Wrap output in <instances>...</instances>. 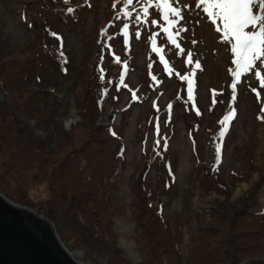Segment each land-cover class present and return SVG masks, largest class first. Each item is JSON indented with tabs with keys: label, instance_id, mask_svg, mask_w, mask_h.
Segmentation results:
<instances>
[{
	"label": "rangeland",
	"instance_id": "374dc122",
	"mask_svg": "<svg viewBox=\"0 0 264 264\" xmlns=\"http://www.w3.org/2000/svg\"><path fill=\"white\" fill-rule=\"evenodd\" d=\"M64 1L0 0V192L49 217L84 264H264V214L256 215L264 212V88L256 69L235 81L231 46L198 0L174 2L183 19L172 26L158 0L127 8L124 0ZM71 2L75 10L60 14ZM177 28L187 31L176 35ZM51 30L66 50L62 67L42 54ZM94 67L104 70L106 88L114 84L101 112ZM233 108L235 118L222 125ZM111 123L126 143L123 158L104 131ZM214 138L220 167L210 176ZM150 155L155 162L142 178L152 209L139 185Z\"/></svg>",
	"mask_w": 264,
	"mask_h": 264
},
{
	"label": "snow or ice",
	"instance_id": "6c2138e0",
	"mask_svg": "<svg viewBox=\"0 0 264 264\" xmlns=\"http://www.w3.org/2000/svg\"><path fill=\"white\" fill-rule=\"evenodd\" d=\"M66 3L69 0H65ZM178 3V0H158V4L162 8L163 20L167 22L169 26L176 25L179 23V20L183 19L181 9L174 7L173 3ZM133 0H124L125 8L128 5H131ZM146 3L151 4L152 0H146ZM203 5V11L207 14L208 17L212 18V23L216 25V31L221 32L223 35L224 41L230 44L231 52L234 54L235 69L232 70V75L235 78L236 82H239L242 74L248 73L252 69H256L255 75L260 81V87L264 88V0H198L197 7ZM115 7V5H113ZM255 8V10H254ZM69 11H74V9H69ZM145 15L148 14V8L143 9ZM125 15L131 16V13L125 11ZM170 16L172 18H170ZM178 18V19H177ZM217 21L222 22L221 25H217ZM147 22V21H145ZM153 24H157L158 21L153 20ZM162 27L163 32L167 35V40L180 49V54H184V49L180 47L177 40L174 38V34L170 31L169 27ZM129 25L125 24L123 28V34L125 36L129 35ZM187 31V29L177 28L176 35H179V32ZM106 31V30H105ZM52 35H56L52 33ZM135 35L139 37V32H136ZM153 51L160 52L161 49L155 46V37L152 38ZM119 60V58H116ZM161 61L164 62V57H160ZM257 62H259L257 64ZM186 63L192 64V53H187ZM124 68H127L126 62L123 64ZM195 67L202 70V66L199 60L195 61ZM165 69L168 70L167 62H165ZM100 79H104V70L101 68ZM190 76H194V73H190ZM181 79L188 81V92L189 99H192V80L188 76H183ZM236 82L232 83L230 87L235 94L236 91ZM122 83V81H121ZM127 87V85H124ZM107 89L102 90V95H107ZM257 94V99H260V92L257 89H253ZM133 101H137L139 98L136 96L133 91L132 94ZM235 99V95H233ZM155 106V104H154ZM159 110V109H157ZM171 110V105H169V111ZM261 111H264V107L261 108ZM235 109L228 113L220 123L222 125H228L232 119L235 118ZM264 120V117H259ZM157 133L159 134V124H157ZM226 134V128L221 131L220 136L223 137ZM115 135V133H113ZM159 144V141H157ZM165 144L167 140L165 138ZM221 146L218 144L216 151L217 156L220 154Z\"/></svg>",
	"mask_w": 264,
	"mask_h": 264
},
{
	"label": "water",
	"instance_id": "95a60500",
	"mask_svg": "<svg viewBox=\"0 0 264 264\" xmlns=\"http://www.w3.org/2000/svg\"><path fill=\"white\" fill-rule=\"evenodd\" d=\"M0 264H84L60 238L54 222L0 192Z\"/></svg>",
	"mask_w": 264,
	"mask_h": 264
},
{
	"label": "trees",
	"instance_id": "16d2710c",
	"mask_svg": "<svg viewBox=\"0 0 264 264\" xmlns=\"http://www.w3.org/2000/svg\"><path fill=\"white\" fill-rule=\"evenodd\" d=\"M65 2V1H64ZM66 3V2H65ZM75 3H72L71 2V4H67V7H65V9H64V11L63 12H59L60 14H62V15H67L69 12H65L67 9H70V7H73L74 6V8H71V9H74L75 10ZM53 14H50V15H48V16H52ZM99 30L101 31V34H104V32H105V27L103 26V27H101L100 26V28H99ZM52 33H53V30H51L49 33H48V36L50 37V38H48L47 37V39L45 40V43H44V45H43V51H42V54L44 53V52H47V53H49L55 60H57V63L62 67L63 65H64V62H65V51L66 50H64V49H61L60 48V46L55 42V38H57V36L55 35V37L52 35ZM101 44H103V42L101 41ZM39 62L43 65V63H44V61L43 60H39ZM97 70H99V71H97ZM95 69V67H94V70H93V72H94V77H93V83L91 84V87H93V85H94V83L95 82H97L98 81V74H99V72H100V74H101V71H100V69ZM105 75V74H104ZM104 78H105V76H104ZM104 82H107L106 80H104L103 82H102V86L101 87H98L97 89H98V93L96 94L95 92H94V89H92L91 90V93H92V95H93V98H94V101H95V106H96V108H97V110L99 111V112H101V110H103L102 108H104L105 107V103H106V101L108 100V96L110 95V94H112L113 93V91H114V88H113V86H114V84L113 83H111V81H109L108 80V82H110V87H108V88H106L105 87V84H104ZM113 85V86H112ZM98 86H99V84H98ZM107 89L108 91H107V95L106 96H104V95H102V90L103 89ZM38 92H41L40 90H37ZM100 96H102V98L100 97ZM53 117H55V115L53 116ZM111 119H112V117H111ZM104 131H106V133H107V136H108V138L109 139H111V140H113V141H117L118 142V144H117V147L115 148V149H117L116 151H115V157L116 158H123V156H124V153H125V151H126V149H127V146H126V143H125V141H124V139H123V137L121 136V134H120V132H119V130L115 127V125H114V123H111V124H107V125H105V127H104ZM113 133H115V135H113ZM215 139V138H214ZM218 141H220V140H217V139H215V142H214V146H212L211 148H213V151H214V157H213V163L210 165L209 164V166H210V168H209V172H208V174L210 175V176H213V172L214 171H216L217 169H219V167H220V163H219V156H217V151H216V143L218 142ZM149 158H155V155H150V156H148L147 157V161H146V164H145V168H144V171H142L141 172V174H140V177H139V185H141V188H142V190H143V193H144V199L143 200H145L144 202H146V204H147V207L150 209H152V205H151V201H149V198H148V196H149V194L151 195V189L150 188H148L147 187V185H146V181H145V179H143L142 177L143 176H145V174H147V171H150L151 170V168H152V164L155 162L154 160H152V162L151 161H149ZM164 162H166V161H164ZM164 164V167H166V171L168 172V174L170 175V176H172L173 175V169L172 168H170L169 166H168V164H165V163H163ZM115 167V169H114V171H111L110 172V174H109V180L111 181V183H115L116 182V180H117V174L118 173H115V172H118V171H116V166H114ZM111 169H113V167L111 166L110 167ZM211 171V172H210ZM145 178V177H144ZM205 179H207V178H205ZM217 186L218 187H223L224 185H223V183H221L220 181L218 182V184H217ZM217 189H219V188H217ZM147 200V201H146ZM163 209H162V206L160 205V208H156V213L158 214V216H160L161 218H162V216H163V214H164V212L162 211ZM254 214H255V212H254ZM262 214H264V212H263V208H260L259 209V211L256 213V215H257V217L259 218L260 217V215H262ZM259 221H260V223L261 224H263V219H259ZM264 238V237H263ZM262 253H264V248L262 249Z\"/></svg>",
	"mask_w": 264,
	"mask_h": 264
},
{
	"label": "bare ground",
	"instance_id": "6f19581e",
	"mask_svg": "<svg viewBox=\"0 0 264 264\" xmlns=\"http://www.w3.org/2000/svg\"><path fill=\"white\" fill-rule=\"evenodd\" d=\"M188 133H189V135H190V130L188 129ZM264 144V143H263ZM168 147H169V145H168ZM145 154H149V152L148 151H146L145 150ZM73 255V254H72ZM74 256V255H73Z\"/></svg>",
	"mask_w": 264,
	"mask_h": 264
}]
</instances>
